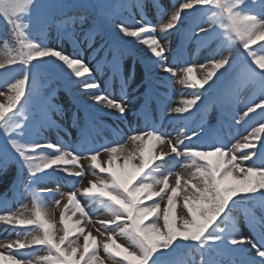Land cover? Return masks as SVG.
<instances>
[{"label": "rangeland", "instance_id": "1", "mask_svg": "<svg viewBox=\"0 0 264 264\" xmlns=\"http://www.w3.org/2000/svg\"><path fill=\"white\" fill-rule=\"evenodd\" d=\"M12 1L19 9L20 4L24 8L28 0ZM61 1L67 8L75 1H79L80 5L87 2ZM206 1L153 0L154 5L151 0H138L140 4L137 7L124 11L127 23L116 21L112 29L130 48L120 46L119 40L113 36L109 38L105 30L90 29L85 18L67 20L70 27L63 32L64 35L36 38L35 47L26 55L40 67L39 82L35 100L21 115L30 122L43 119L55 121L57 125L68 126V131L74 133L70 136H82V114L64 94V85L72 89L79 106L95 108L92 110L98 114L104 113L98 111L105 104L102 101L98 103L96 98L103 97L105 100L113 92L120 96L124 86L113 79L111 88L91 89L96 84L103 86L108 83L107 79H111L114 72L121 77L119 82L125 84L124 77L131 71H134L136 80L141 71H159L167 80H176L171 85L173 90L165 87L161 91L167 126L166 123L173 119L179 120L172 114V109L183 110L182 114L192 113L189 109L203 105L204 100L218 90L219 84L225 88L226 85L221 83L222 76L239 70L236 64L246 60L244 54H248L247 65L251 61L256 73L264 75V0H230V7L237 2L236 5L245 10L244 14H240V8L237 9L235 16L243 36L241 43L230 38L222 21H219L221 9L218 2ZM107 4V8L99 10V13L107 14L117 8V0L107 1ZM211 6L215 8V13ZM239 15L242 17L239 18ZM188 18L192 20L190 25L185 22ZM0 23H7L1 14ZM66 35L67 41L73 37L70 44L65 41ZM62 36L64 39L60 38ZM186 45L189 49L184 50L182 56L190 58L196 53L197 59L192 63L185 58L178 59L180 54L177 51L186 48ZM17 62L19 59L15 54L5 42L0 41V131L5 113L20 98L19 88L28 72V68L16 66ZM57 66L62 67L59 72ZM105 66L110 68L109 77L103 72ZM232 86L226 88L227 100L233 107L228 110L235 125L239 126L240 134L229 138L228 145L197 148L194 135H197L198 129H192L184 136V141L158 152L152 148L151 139L164 122L155 117L150 127L141 132L131 131L118 143L123 147L133 136L142 134L138 149L131 154L119 157L110 154L104 161L101 157L104 151L96 152L99 148L96 142L92 146L85 142V149L75 160L67 149H54L57 146L56 137L50 131H42L39 142L45 143L51 138V144L47 151H38L36 159L28 166L35 170L44 169L47 178L38 182L44 188L51 187L54 192L41 196L43 203L38 206L34 205L31 197L23 196L20 205L0 212V264H78L82 259L89 264H179L180 260V264H204V260L213 262L211 259L215 257L226 262L228 259L223 256H231L230 250H249L251 245L253 252L264 256V247L255 249L259 248L257 236L264 234L262 223L259 222L257 234H251L249 227L250 221H261L262 203L259 201L264 198V170L253 165L251 158L258 139L264 135V116L253 117L264 107V86L262 97L253 103H249L242 93V100L237 102L238 108L230 98ZM9 90L8 100L1 98V93ZM137 92L136 89L132 95L137 96ZM140 92H143L142 89ZM219 104L220 98L209 103L208 115L212 119L219 120L216 116ZM92 116L99 121L98 117ZM194 118L182 116L177 125L189 123L193 128ZM182 119L185 122L181 123ZM116 122L111 120L114 128ZM130 136L132 138L127 141ZM9 137H12L9 143L14 148L31 146L26 141L27 135L19 129ZM2 138L1 199L8 197V184L14 176L16 158V152ZM191 152H194V157L184 158V154ZM84 157L88 163L79 160ZM206 158L209 160L207 163H195L196 159ZM126 189H130L127 193L132 192L129 201L124 193ZM99 191L106 194L100 197L92 195ZM134 194L148 205L155 200L150 207L137 212L136 221L142 228L138 234L123 223L125 209L120 208L119 203L122 201L128 208ZM105 196L114 197L116 202H105ZM68 203L75 206L63 211ZM2 204L0 202V210ZM46 208L52 209L51 217L45 212ZM218 218V226L222 227L223 233L208 227ZM88 221L90 227L84 225ZM20 224H38V227L19 235ZM11 229L12 233H8ZM66 233H69V239L65 245L63 236ZM45 236L49 237V242ZM215 237L224 241L216 244L214 239L218 238ZM43 242L48 245L37 253L30 252ZM202 246L206 248L205 252H201ZM58 252L62 257L57 256Z\"/></svg>", "mask_w": 264, "mask_h": 264}, {"label": "bare ground", "instance_id": "2", "mask_svg": "<svg viewBox=\"0 0 264 264\" xmlns=\"http://www.w3.org/2000/svg\"><path fill=\"white\" fill-rule=\"evenodd\" d=\"M207 71H208V69H207ZM10 93H11L10 90L5 91L4 93H1V98H3L4 100H8V96H10ZM108 105H109V107L107 109L113 108L112 103H108ZM129 110H130V108H128V111ZM177 132L178 131H174V132L169 133L168 134L169 137L165 138V139L163 137L157 136V135L152 136V139H151L152 146H153L152 148L156 149V151H158V152H162V151L169 149L172 146V144L176 143L179 140L180 135L176 136ZM140 137H141V135L134 136L133 139L130 140L129 143L126 144L125 146L117 147L113 151H107L106 153H102V156H101L102 159L104 161H107L110 154H112V157L113 156L119 157L120 155L131 154L132 152H134V150L138 149ZM86 161L87 160H85V162ZM51 211H52L51 208H46L45 212L47 213V215L49 214L48 217H51V214H50ZM88 223H89V221L87 223H84V225L87 224L88 225L87 227H90Z\"/></svg>", "mask_w": 264, "mask_h": 264}, {"label": "trees", "instance_id": "3", "mask_svg": "<svg viewBox=\"0 0 264 264\" xmlns=\"http://www.w3.org/2000/svg\"><path fill=\"white\" fill-rule=\"evenodd\" d=\"M12 19V18H11ZM11 26H12V31H8L7 34H8V37L10 39V41L13 43V44H17L19 43L18 40L22 43V48L25 50V47H26V43L23 44V40L21 38V35H20V30L19 28L15 25V22L14 20L12 19L11 20ZM28 43V42H27Z\"/></svg>", "mask_w": 264, "mask_h": 264}]
</instances>
